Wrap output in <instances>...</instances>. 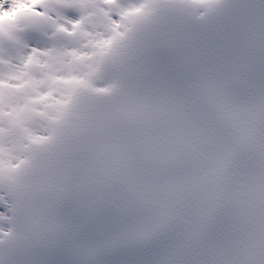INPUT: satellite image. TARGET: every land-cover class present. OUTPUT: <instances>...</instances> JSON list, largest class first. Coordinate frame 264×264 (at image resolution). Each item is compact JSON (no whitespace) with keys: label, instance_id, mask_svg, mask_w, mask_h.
<instances>
[{"label":"snow or ice","instance_id":"obj_1","mask_svg":"<svg viewBox=\"0 0 264 264\" xmlns=\"http://www.w3.org/2000/svg\"><path fill=\"white\" fill-rule=\"evenodd\" d=\"M0 264H264V0H0Z\"/></svg>","mask_w":264,"mask_h":264}]
</instances>
